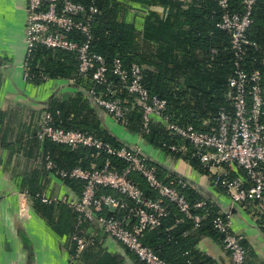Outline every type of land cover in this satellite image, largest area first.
Here are the masks:
<instances>
[{"label": "built area", "instance_id": "obj_1", "mask_svg": "<svg viewBox=\"0 0 264 264\" xmlns=\"http://www.w3.org/2000/svg\"><path fill=\"white\" fill-rule=\"evenodd\" d=\"M99 1L81 4L72 0H27L25 61L38 47L74 54L77 78L89 86L85 92L121 128L126 129L130 115L137 111L142 118V133L148 134L150 125L156 123L176 139L167 146L170 153L184 154L189 147L203 166L225 165L241 170L243 176L234 178H229L228 173L216 175L214 183L232 202L252 207L264 238V86L259 72L249 73L241 67L256 0H243L239 12L229 8V0H216L221 10L217 26L229 36L233 55L234 72L227 83L233 101L230 112L220 110L216 129L211 133L182 125L174 119L168 113L166 101L150 95L144 88L138 64L125 68L116 58L107 65L101 55L90 50L92 24L100 14ZM29 78L25 62L24 79L28 81ZM43 80L49 79L43 77ZM35 138L72 151L91 150L94 159L103 157L100 165L94 163L89 169L76 167L69 171L58 169L47 156L42 161L44 169L60 180L82 183L81 193L75 199H57L42 192L34 196L44 205L64 204L76 215L70 237L71 262L79 260L85 250L96 244L92 236L83 235V224L99 227L141 264H169L142 243L145 232L157 227L168 215L169 206L175 207L194 228L199 227L201 217L193 210L204 208L206 200L190 204L182 193L187 184L181 179L160 177L159 168L142 157L139 150L114 147L88 132L56 127L48 111L42 114ZM134 176L141 178L155 195H146ZM19 200V212L25 216L33 198L25 191L19 194ZM212 227L222 236L221 245L231 264H245L244 237L231 231L230 216L215 217Z\"/></svg>", "mask_w": 264, "mask_h": 264}, {"label": "trees", "instance_id": "obj_2", "mask_svg": "<svg viewBox=\"0 0 264 264\" xmlns=\"http://www.w3.org/2000/svg\"><path fill=\"white\" fill-rule=\"evenodd\" d=\"M72 1L85 4L89 0ZM242 1L229 0V8L241 11ZM97 7L100 14L92 24L90 50L101 55L107 65L116 58L125 68L138 64L144 88L150 95L166 101L168 113L174 119L201 132H214L220 110H232L233 96L227 83L234 72L230 38L217 26L221 10L216 0H101ZM247 41L241 67L249 73L259 72L264 86V0H256ZM25 62L32 84L43 83V77H47L73 79L84 91L89 87L77 78L74 54L38 47ZM44 111L52 114L56 127L88 132L114 147L122 146L98 126L93 108L82 95L52 100ZM126 129L140 133L150 145L168 153L167 146L176 140L160 124H151L149 133H142V118L137 111L130 115ZM37 142L41 144L42 161L47 156L58 169H89L103 160V157L94 159L91 150L72 151L49 141ZM185 157L193 168L207 173L191 148L188 147ZM133 178L146 195H155L141 178ZM64 183L76 195L81 193V182ZM31 188L32 201L41 204L34 198L40 190ZM182 193L192 205L205 200L189 187ZM168 211L157 227L145 232L143 245L169 264H216L195 246L200 236L211 237L221 244L222 236L213 230L212 220L225 215L206 200L204 208L193 210L201 217L199 227L194 228L175 207L169 206Z\"/></svg>", "mask_w": 264, "mask_h": 264}, {"label": "crops", "instance_id": "obj_3", "mask_svg": "<svg viewBox=\"0 0 264 264\" xmlns=\"http://www.w3.org/2000/svg\"><path fill=\"white\" fill-rule=\"evenodd\" d=\"M26 4L27 0H0V264H138L133 254L99 227L84 224L83 235L92 236L96 244L85 250L79 260L71 262L70 237L76 215L64 204L48 207L29 201L28 214L23 216L19 212V194L30 193L31 187L57 199L79 196L42 164L41 144L35 134L52 100L82 95L93 108L101 129L113 135V126L117 125L100 108H95L73 79H49L40 84L24 79ZM123 135L117 137L125 138L126 147L146 155L159 168L162 178L181 179L189 189L213 203L220 214L230 216L231 231L244 237L245 264H264L263 231L252 207L232 202L214 183L216 175L228 173L229 178H234L243 176L241 170L225 165L204 166L207 173H203L189 164L186 153L175 157L128 129H123ZM195 249L216 264H231L228 253L211 237L200 236Z\"/></svg>", "mask_w": 264, "mask_h": 264}, {"label": "rangeland", "instance_id": "obj_4", "mask_svg": "<svg viewBox=\"0 0 264 264\" xmlns=\"http://www.w3.org/2000/svg\"><path fill=\"white\" fill-rule=\"evenodd\" d=\"M114 128H113V135L119 140V141H121L122 143H124V144H126V140H125V138H121V137H117V135L119 134L120 136H125V135H123V129L122 128H120V126L119 125H115V126H113ZM127 145V144H126ZM142 151H148V150H146V149H142Z\"/></svg>", "mask_w": 264, "mask_h": 264}, {"label": "water", "instance_id": "obj_5", "mask_svg": "<svg viewBox=\"0 0 264 264\" xmlns=\"http://www.w3.org/2000/svg\"><path fill=\"white\" fill-rule=\"evenodd\" d=\"M88 98H89V100H90V102L95 106V108H97V109H99L94 103H93V101L91 100V98L88 96ZM112 135V134H111ZM112 137H114L113 135H112ZM114 138H116V137H114ZM118 140V139H117ZM124 146H127L126 144H124V143H122ZM129 149H131V150H133V151H137L138 149H136V148H131V147H128ZM139 154L142 156V157H144V158H146L147 160H149L148 158H147V156L146 155H144V154H142L140 151H139Z\"/></svg>", "mask_w": 264, "mask_h": 264}]
</instances>
